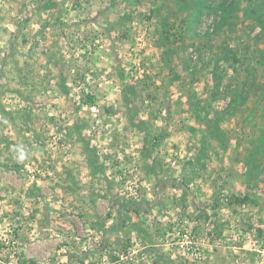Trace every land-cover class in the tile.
I'll return each mask as SVG.
<instances>
[{
  "label": "rangeland",
  "instance_id": "374dc122",
  "mask_svg": "<svg viewBox=\"0 0 264 264\" xmlns=\"http://www.w3.org/2000/svg\"><path fill=\"white\" fill-rule=\"evenodd\" d=\"M0 264H264V0H0Z\"/></svg>",
  "mask_w": 264,
  "mask_h": 264
},
{
  "label": "trees",
  "instance_id": "16d2710c",
  "mask_svg": "<svg viewBox=\"0 0 264 264\" xmlns=\"http://www.w3.org/2000/svg\"><path fill=\"white\" fill-rule=\"evenodd\" d=\"M124 207H126V205L121 204V205L119 206V210L121 211V209L124 208ZM108 231H109V230H106L105 233H108Z\"/></svg>",
  "mask_w": 264,
  "mask_h": 264
}]
</instances>
